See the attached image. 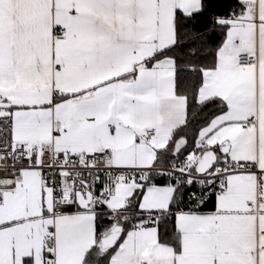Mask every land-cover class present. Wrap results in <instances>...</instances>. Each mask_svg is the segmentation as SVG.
<instances>
[{
  "label": "snow or ice",
  "instance_id": "6c2138e0",
  "mask_svg": "<svg viewBox=\"0 0 264 264\" xmlns=\"http://www.w3.org/2000/svg\"><path fill=\"white\" fill-rule=\"evenodd\" d=\"M0 264H264V0H0Z\"/></svg>",
  "mask_w": 264,
  "mask_h": 264
}]
</instances>
